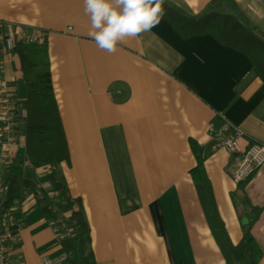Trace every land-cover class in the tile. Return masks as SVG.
I'll list each match as a JSON object with an SVG mask.
<instances>
[{
  "label": "crops",
  "instance_id": "crops-1",
  "mask_svg": "<svg viewBox=\"0 0 264 264\" xmlns=\"http://www.w3.org/2000/svg\"><path fill=\"white\" fill-rule=\"evenodd\" d=\"M164 1L188 17L211 2ZM233 1L264 30V0ZM0 22V81L16 104L24 86L5 38L26 32L46 43L70 159L60 169L69 193L81 198L94 264H224L190 174L191 143L210 149L208 125L225 122L241 130L240 151L251 139L264 144V83L252 76L249 58L207 33L182 36L164 15L110 54L89 38L83 0H0ZM14 133L10 157L23 149V135ZM238 156L210 150L203 169L229 239L238 242L248 228L264 264V163L234 183ZM24 167L39 195L54 196L48 168L23 161L22 175ZM14 218L20 242L9 264H69L33 195ZM77 251L73 264H83Z\"/></svg>",
  "mask_w": 264,
  "mask_h": 264
},
{
  "label": "trees",
  "instance_id": "trees-1",
  "mask_svg": "<svg viewBox=\"0 0 264 264\" xmlns=\"http://www.w3.org/2000/svg\"><path fill=\"white\" fill-rule=\"evenodd\" d=\"M163 15L182 36L207 33L223 45L245 54L252 63V76L264 83V30L259 28L233 0H211L207 12L188 17L164 0ZM11 52L19 61L24 99L18 102L15 130L23 135L22 157L4 168L0 185V208L20 207L29 195L36 199L42 216L54 226L69 264L75 263L71 251L76 246L80 263L94 264L89 249L88 226L82 214L80 197L69 193L60 163L68 162V150L51 85L47 46L44 40H13ZM196 164L190 170L197 196L211 236L217 244L224 264H257L261 250L249 229L238 242L232 243L218 214L203 161L209 147L191 143ZM48 168L46 182L54 196L37 192V181L22 175V163ZM248 227V226H247Z\"/></svg>",
  "mask_w": 264,
  "mask_h": 264
},
{
  "label": "built area",
  "instance_id": "built-area-1",
  "mask_svg": "<svg viewBox=\"0 0 264 264\" xmlns=\"http://www.w3.org/2000/svg\"><path fill=\"white\" fill-rule=\"evenodd\" d=\"M1 24V22H0ZM18 39L32 41L33 37L26 32H19ZM11 41V44L9 43ZM13 40L11 37L5 38V44L10 49ZM3 82L0 81V166L7 157V148L15 138L16 117L18 106L7 93L3 90ZM207 134L210 140V150L218 148L228 152V154L238 153V159L233 165L231 178L234 183L246 181L264 163V144L251 139L243 151H240L237 139L242 135L240 129L228 123H222L218 127L209 124ZM17 207L12 205L6 209L0 208V264H9L8 259L11 251L20 242L19 226L15 221L14 215ZM51 226L52 223L50 222ZM55 235L57 231L53 226ZM41 264H55L48 260L41 261Z\"/></svg>",
  "mask_w": 264,
  "mask_h": 264
},
{
  "label": "clouds",
  "instance_id": "clouds-1",
  "mask_svg": "<svg viewBox=\"0 0 264 264\" xmlns=\"http://www.w3.org/2000/svg\"><path fill=\"white\" fill-rule=\"evenodd\" d=\"M90 19L88 36L110 54L118 44L150 31L160 23L163 0H83ZM11 44V41H9Z\"/></svg>",
  "mask_w": 264,
  "mask_h": 264
},
{
  "label": "rangeland",
  "instance_id": "rangeland-1",
  "mask_svg": "<svg viewBox=\"0 0 264 264\" xmlns=\"http://www.w3.org/2000/svg\"><path fill=\"white\" fill-rule=\"evenodd\" d=\"M22 157V149H20L19 151H18V153H17V155L15 156V160H17V159H19V158H21ZM11 161V157H10V155L8 156L7 155V157L5 158V161H4V163L3 164H1V166H0V181H1V175H2V172H3V170H4V168L6 167V165H7V163H9ZM2 188H1V185H0V202H1V200H2V198H1V196H2ZM17 211H18V208H17ZM16 211V212H17Z\"/></svg>",
  "mask_w": 264,
  "mask_h": 264
},
{
  "label": "water",
  "instance_id": "water-1",
  "mask_svg": "<svg viewBox=\"0 0 264 264\" xmlns=\"http://www.w3.org/2000/svg\"><path fill=\"white\" fill-rule=\"evenodd\" d=\"M23 176L25 178H28V179H31V180H34L35 181V177L32 174V171L29 168H27V167H24L23 168Z\"/></svg>",
  "mask_w": 264,
  "mask_h": 264
}]
</instances>
